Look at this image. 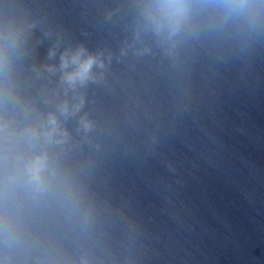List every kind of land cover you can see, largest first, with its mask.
<instances>
[{
	"label": "water",
	"instance_id": "1",
	"mask_svg": "<svg viewBox=\"0 0 264 264\" xmlns=\"http://www.w3.org/2000/svg\"><path fill=\"white\" fill-rule=\"evenodd\" d=\"M14 45L11 95L0 86V123L10 130L35 124L55 113L68 133V115L57 105L68 100L61 81L60 57L67 49L64 0H0V48ZM53 52V55L49 53ZM55 71H48V66ZM61 175L67 178L68 135L56 146H45ZM2 152V146H0ZM65 206L53 203L26 217L19 242L5 246L0 232V264H59Z\"/></svg>",
	"mask_w": 264,
	"mask_h": 264
},
{
	"label": "clouds",
	"instance_id": "2",
	"mask_svg": "<svg viewBox=\"0 0 264 264\" xmlns=\"http://www.w3.org/2000/svg\"><path fill=\"white\" fill-rule=\"evenodd\" d=\"M246 0H224L221 7L242 8ZM146 19L156 34L167 30L169 36L175 35L189 14L187 0H158L148 6ZM14 45L5 44L0 48V86L5 98L11 95V75L14 67ZM54 53L50 51L49 55ZM102 53H89L84 47L66 49L60 57L61 81L66 85L65 95L77 85H84L95 79L94 66L104 67ZM55 66L49 65L48 71L54 72ZM83 98L70 102L64 100L57 105L61 115L78 112ZM80 124L88 130L92 127L86 117ZM66 129L61 127L55 113L49 112L45 119L18 131L10 130L7 121L0 123V232L3 233L5 246L19 242L20 234L26 227V217L39 214L51 204L69 206L72 196L67 191L65 178L56 169L53 157L45 146L62 144L67 138Z\"/></svg>",
	"mask_w": 264,
	"mask_h": 264
}]
</instances>
